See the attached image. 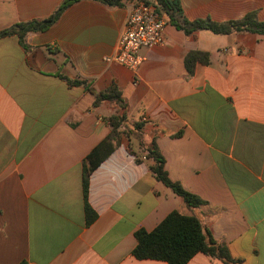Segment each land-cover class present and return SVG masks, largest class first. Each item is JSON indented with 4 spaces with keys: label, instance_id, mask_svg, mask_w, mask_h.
Returning <instances> with one entry per match:
<instances>
[{
    "label": "crops",
    "instance_id": "1",
    "mask_svg": "<svg viewBox=\"0 0 264 264\" xmlns=\"http://www.w3.org/2000/svg\"><path fill=\"white\" fill-rule=\"evenodd\" d=\"M64 0H0V32L45 21ZM140 0H78L42 32L0 38V264H166L137 260L135 232L177 211L196 217L235 264H264V36L186 35L164 19L163 46L131 71L106 59ZM188 21L239 20L264 0H179ZM207 53L208 64L185 59ZM53 61L57 71L41 67ZM86 83L72 86L60 76ZM115 88L125 109L95 97ZM124 122L89 173L86 157ZM168 178L204 203L187 207L155 179L153 146ZM88 166V165H87ZM186 264H224L203 254Z\"/></svg>",
    "mask_w": 264,
    "mask_h": 264
},
{
    "label": "trees",
    "instance_id": "2",
    "mask_svg": "<svg viewBox=\"0 0 264 264\" xmlns=\"http://www.w3.org/2000/svg\"><path fill=\"white\" fill-rule=\"evenodd\" d=\"M78 0H64L54 15L45 21H34L29 23H19L0 32V38L16 35L21 47L29 50L25 44V35L28 32H42L46 30L69 5ZM111 4L118 3V0H100ZM146 4L152 5L157 13L164 14L169 22L176 28L182 30L186 35H191L198 31H208L214 35H230L234 33H251L258 36H264V21L256 19L254 12L248 13L239 20H229L225 22H213L209 19H198L188 21L183 16L182 7L179 0H140ZM195 63L208 64L209 57L207 53L194 52L187 55L185 65L188 73H191ZM66 80L69 85L82 86L88 89L85 82L75 79ZM102 101H113L121 110L125 109V104L120 93L115 88H109L105 93L96 95L94 105ZM123 113L111 116L108 124L111 128L107 139L100 143L87 157L86 165L83 170V198L86 224L94 219L93 212L86 204L87 178L111 152L110 141L117 136V129L124 122ZM148 155L154 160L152 172L155 179L169 188L173 193L182 198L184 204L189 208H197L204 202L195 195L185 191L178 183L172 182L164 170V161L156 148L151 146L148 149ZM136 246L132 251V256L137 260H157L166 264H186L194 255L203 254L212 259L222 261L224 264H235L226 247L218 244L200 224L194 216H186L177 211H173L160 222L151 232L138 230L135 232ZM19 264H26L21 262Z\"/></svg>",
    "mask_w": 264,
    "mask_h": 264
},
{
    "label": "built area",
    "instance_id": "3",
    "mask_svg": "<svg viewBox=\"0 0 264 264\" xmlns=\"http://www.w3.org/2000/svg\"><path fill=\"white\" fill-rule=\"evenodd\" d=\"M164 19L155 8L143 1L136 2L125 22V28L117 41V51L107 62H114L135 71L145 60L143 49L163 46Z\"/></svg>",
    "mask_w": 264,
    "mask_h": 264
},
{
    "label": "water",
    "instance_id": "4",
    "mask_svg": "<svg viewBox=\"0 0 264 264\" xmlns=\"http://www.w3.org/2000/svg\"><path fill=\"white\" fill-rule=\"evenodd\" d=\"M41 70L44 73H53L57 71V67L55 66L53 61H48L41 67ZM60 74L63 76L70 77V75L68 74V72H66L65 69H62L60 71Z\"/></svg>",
    "mask_w": 264,
    "mask_h": 264
}]
</instances>
